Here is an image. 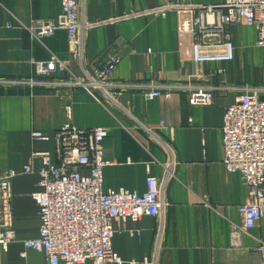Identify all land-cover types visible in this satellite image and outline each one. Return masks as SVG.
Listing matches in <instances>:
<instances>
[{
    "label": "crops",
    "instance_id": "crops-1",
    "mask_svg": "<svg viewBox=\"0 0 264 264\" xmlns=\"http://www.w3.org/2000/svg\"><path fill=\"white\" fill-rule=\"evenodd\" d=\"M225 0H81L87 21L130 16L163 4L219 6ZM61 0H0V80L34 77L35 63L53 56L72 61L67 33L34 38L27 29L33 20H54ZM180 17L174 12L160 16L130 17L95 28L84 35L87 69L103 66L110 55L120 63L110 81L123 83L118 104L100 93L66 87L30 88L0 84V177L7 171L22 174L12 183L15 242L8 250L0 245V264H47L43 252L25 250L24 242L40 237L42 222L33 194L39 191L43 160L35 154L49 153L57 162L56 134L69 121L80 128H106L103 170L104 190H129L143 194L147 177L172 178L164 193L165 227L158 264H262L257 249L264 244V222L243 230L238 208L246 189L239 174L223 164V119L226 108L244 89L264 85V50L257 48L255 28H231L236 57L229 63L195 64L185 54L189 38L178 35ZM222 41L221 35L211 38ZM223 70L224 74H218ZM68 76L48 79L65 81ZM221 88L208 105L192 104L196 88ZM149 97L153 91L169 90ZM108 101V102H107ZM42 133L47 141H34ZM149 167V171L147 170ZM159 219L140 222L115 221L112 247L123 264L152 259L156 252ZM241 233L239 245L231 234ZM26 252V257L22 253Z\"/></svg>",
    "mask_w": 264,
    "mask_h": 264
},
{
    "label": "built area",
    "instance_id": "built-area-1",
    "mask_svg": "<svg viewBox=\"0 0 264 264\" xmlns=\"http://www.w3.org/2000/svg\"><path fill=\"white\" fill-rule=\"evenodd\" d=\"M81 0H62L60 15L54 20H33L27 29L34 38L53 36L64 30L72 61L81 70L73 73L71 62L53 56L47 62L35 63L34 77L29 81L0 80L5 85H28L31 88L47 84L70 90L85 89L100 93L106 100L118 104L123 83L110 81V74L120 61L110 55L107 62L97 68L87 69L84 62V35L95 28L126 20L130 17L160 16L165 18L174 12L180 17L178 35L189 38L185 54L195 64L229 63L236 57L231 28L244 25L255 28V46L264 49V0H225L219 6L198 4H163L130 16L108 21H87ZM221 35L222 41L212 40ZM68 76L65 81L48 79L56 75ZM218 74H224L219 70ZM164 92L153 91L149 97L170 96V88ZM221 88H196L191 93L192 104L208 105L214 92ZM107 101V102H108ZM69 121L56 134V157L53 163L49 153L35 154L43 160L37 172L40 176L39 191L33 199L39 207L42 222L40 237L24 242L25 250L43 252L47 264H123L114 252L112 239L115 221L140 222L144 217L159 219L156 252L152 259L141 263L158 264L162 252L165 227L164 193L172 178L168 166L162 180L148 175L147 189L143 194L129 190H104L103 170L110 163L104 158V141L109 135L106 128H80L72 122V106H66ZM223 164L230 173L240 175L246 189L245 202L238 211L243 230L253 229L264 222V85L246 88L226 108L223 119ZM34 141H47L42 133H34ZM149 171V167H147ZM27 166L22 171L10 170L0 177V245L8 250L15 242L14 204L12 183L22 174L33 173ZM241 233L233 230V244L239 245ZM264 264V244L257 249ZM26 252L22 253L26 257Z\"/></svg>",
    "mask_w": 264,
    "mask_h": 264
},
{
    "label": "rangeland",
    "instance_id": "rangeland-1",
    "mask_svg": "<svg viewBox=\"0 0 264 264\" xmlns=\"http://www.w3.org/2000/svg\"><path fill=\"white\" fill-rule=\"evenodd\" d=\"M61 3H62V0H61ZM80 5H81L80 7L83 8L81 2H80ZM207 6H208V5H207ZM105 21H108V20H105ZM101 27H102V26H101ZM66 33H67V32H66ZM67 38H68V35H67ZM263 50H264V49H263ZM119 63H120V61H119ZM119 63H118V64H119ZM118 64H117V65H118ZM117 65H116V66H117ZM115 68H116V67H115ZM113 71H114V70H113ZM17 81H19V82H25V80H23V79H21V80H17ZM28 81H29V80H28ZM29 87H30V86H29ZM35 87L56 88V87H53V86H49V85H47V84H42V85L35 86ZM30 88H31V87H30ZM69 105L71 106V104H68L67 106H69Z\"/></svg>",
    "mask_w": 264,
    "mask_h": 264
}]
</instances>
